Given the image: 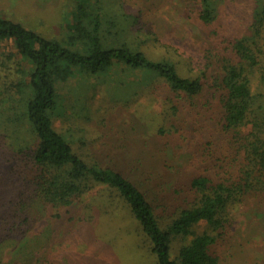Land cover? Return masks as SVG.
I'll return each instance as SVG.
<instances>
[{
	"label": "trees",
	"instance_id": "16d2710c",
	"mask_svg": "<svg viewBox=\"0 0 264 264\" xmlns=\"http://www.w3.org/2000/svg\"><path fill=\"white\" fill-rule=\"evenodd\" d=\"M72 1L74 22L66 39L44 37L0 15V43L13 49L0 50V161L10 165L0 242L29 233L38 218L32 214L34 203L53 219L71 215L76 205L82 216L91 207L86 197L105 188L125 200L157 264H217L215 249L231 224V208L252 195L264 202V0L244 2L243 15L229 26L219 23L223 0H189L199 7L201 26L218 41L206 46L196 66L191 63L190 75L180 73V66L165 55L152 59L131 42H111L112 36L126 39L133 33L123 27L131 15L122 11L121 0ZM165 47L170 55L177 53ZM115 63L153 74L179 96L206 95L200 123L214 131L197 144L202 164L189 184L194 198L168 221L136 183L98 161L87 162L54 126L57 86L69 79L73 68L96 75ZM79 214L67 222H80ZM32 245L0 264H62L57 254L37 257Z\"/></svg>",
	"mask_w": 264,
	"mask_h": 264
},
{
	"label": "rangeland",
	"instance_id": "374dc122",
	"mask_svg": "<svg viewBox=\"0 0 264 264\" xmlns=\"http://www.w3.org/2000/svg\"><path fill=\"white\" fill-rule=\"evenodd\" d=\"M246 1L223 0L219 23L229 26L239 20ZM121 3L122 11L131 15L129 25L123 27L133 33L128 38L124 35L126 39L121 34L112 36L111 42H131L152 59L165 55L180 66L179 72L184 75H190L191 63L196 66L206 46L218 42L211 38L210 29L201 26L199 7L189 0ZM72 6V0H0V15L44 37L66 39L68 27L74 22ZM166 45L177 53H167ZM0 50L13 51L8 43H0ZM57 91L59 107L54 126L77 154L87 162L98 161L116 169L136 183L165 221L190 205L194 196L189 184L201 172L202 164L197 144L207 141L214 131L212 125L209 131L207 124L200 123L206 95L193 99L179 96L153 74L122 63L96 75L74 67ZM9 166L0 161L1 214L8 210L4 203L10 197L6 182ZM101 189L86 197L91 207L85 208L82 216L81 206L76 205L71 215L53 219L50 212L34 203L32 214L38 218L24 238L0 242L1 262H9L22 246L33 244L37 257L57 254L62 264H157L125 200L115 190ZM263 203L259 196L252 195L231 208V224L215 249L217 264H264ZM78 214L80 222H67L69 216L77 218ZM51 247L59 251L50 253ZM176 248L178 242L172 257Z\"/></svg>",
	"mask_w": 264,
	"mask_h": 264
}]
</instances>
